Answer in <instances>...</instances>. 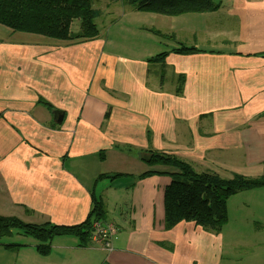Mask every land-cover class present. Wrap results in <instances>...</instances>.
<instances>
[{"label":"crops","instance_id":"0c3cea01","mask_svg":"<svg viewBox=\"0 0 264 264\" xmlns=\"http://www.w3.org/2000/svg\"><path fill=\"white\" fill-rule=\"evenodd\" d=\"M90 1L106 15L127 12L122 1ZM218 3L227 17L218 31H206L209 48L170 52L163 64L114 53L109 23L101 22L97 37L78 41L0 25V215L76 224L93 190L107 208L106 222L117 228L110 248L58 236L50 253L99 255L101 264H223L245 250L222 229L194 221L165 228L170 177L140 176L149 169L147 150L174 155L198 172L264 175V0ZM152 62L160 69L149 82ZM165 66L180 84H157ZM99 174L121 176L95 182ZM249 190L264 194V187ZM260 208L249 222L264 221ZM250 251L234 264H264V249Z\"/></svg>","mask_w":264,"mask_h":264},{"label":"trees","instance_id":"16d2710c","mask_svg":"<svg viewBox=\"0 0 264 264\" xmlns=\"http://www.w3.org/2000/svg\"><path fill=\"white\" fill-rule=\"evenodd\" d=\"M135 10L176 16L188 12L213 11L219 7L212 0H121ZM97 12L90 0H0V25L13 32H26L57 40L93 39L99 34L95 21ZM77 21L75 30L71 29ZM147 29V28H145ZM150 31L157 32L151 29ZM180 45L169 51L149 57V61H164L170 52L189 54L199 52L195 46ZM180 84V83H179ZM180 91V86L177 88ZM47 108L50 105L42 102ZM143 160L149 169L141 177L168 175L170 182L163 191L164 227L170 228L181 220L194 221L205 230L219 232L228 219L227 200L240 191L264 187V175L245 176L232 174L222 177L213 172H198L193 166L168 153L158 150L143 152ZM169 168V170H167ZM121 174H99L95 182L103 178L114 180ZM107 208L101 198L90 193V206L86 217L72 225L51 222L28 223L13 216L0 215V239L12 230L33 237L38 243L36 252L47 256L51 241L58 236H72L78 246L91 242L94 221L106 222ZM6 250H16L19 244L0 242Z\"/></svg>","mask_w":264,"mask_h":264},{"label":"rangeland","instance_id":"374dc122","mask_svg":"<svg viewBox=\"0 0 264 264\" xmlns=\"http://www.w3.org/2000/svg\"><path fill=\"white\" fill-rule=\"evenodd\" d=\"M114 1L118 4L121 3V0ZM212 1L218 3L220 0ZM93 6L97 12V16L95 17L97 25L101 27L102 22L106 26H108V23L111 26L114 53L134 58H149L160 52L169 51L171 48L179 46V43L186 46H199V44H202L203 48H209L205 42L206 31L208 29L218 31L216 25L221 21L223 23L227 17L225 12L221 11L222 8L215 11L188 12L169 16L135 10L130 5L123 4V7L127 11L126 14L121 16V12L117 10L115 16L112 14L106 15L100 7L94 4ZM230 19V23L233 25L235 20L233 18ZM237 19L239 20L238 16ZM130 23H133V25ZM136 24H144L145 26L140 27L138 30L134 27ZM76 25L77 21H74L71 29L75 30ZM151 29L160 31V34L150 31ZM228 30V28L225 29L226 32ZM156 63L158 62L150 64L149 82L154 80L155 76H158L160 63ZM161 64H163V61ZM164 68V72L166 73L164 74L163 83L157 82V84L167 89L173 88L176 83H179V81L175 80L176 75L174 77L173 67L165 66ZM105 182H108V180H105ZM103 185L104 181L98 183V187H103ZM245 199L247 203L242 201H245ZM228 203V221L223 226L222 232L228 234L230 239L248 245L245 250H236L230 261L227 263L223 262V264H234L240 260L239 258L243 254L252 253L250 250L264 249V221L251 223L248 220L251 216L258 214V211L261 209L260 205L264 206V194L243 190L231 195ZM246 206H249V208ZM239 210L244 212L241 218L238 213ZM245 218L247 220H244ZM253 230L258 233H255ZM65 237L69 236H63L61 239H65ZM68 241L64 240L59 243ZM0 242L21 245L16 250H6L0 244V264H101L102 262V257L99 255L90 257L76 254L70 250L61 251L56 248L49 255L41 256L35 249L38 241L31 236L19 234L16 230H12L8 236H3Z\"/></svg>","mask_w":264,"mask_h":264},{"label":"built area","instance_id":"2783aa9c","mask_svg":"<svg viewBox=\"0 0 264 264\" xmlns=\"http://www.w3.org/2000/svg\"><path fill=\"white\" fill-rule=\"evenodd\" d=\"M91 241L105 248H110L111 241L115 238L117 228L112 223L94 221L91 227Z\"/></svg>","mask_w":264,"mask_h":264}]
</instances>
